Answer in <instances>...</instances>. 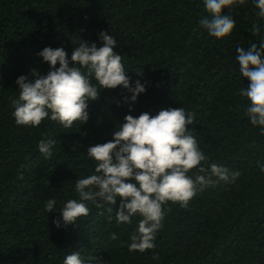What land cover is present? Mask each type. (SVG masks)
I'll return each instance as SVG.
<instances>
[{
    "label": "trees",
    "instance_id": "trees-1",
    "mask_svg": "<svg viewBox=\"0 0 264 264\" xmlns=\"http://www.w3.org/2000/svg\"><path fill=\"white\" fill-rule=\"evenodd\" d=\"M257 11L252 0L233 8L236 29L216 40L200 27L202 0H0V264H63L72 251L93 264H264V134L237 95L248 81L235 51L264 39ZM102 31L116 39L127 75L146 92L130 105L122 87L105 89L90 102L88 122L69 129L50 119L38 128L18 126L11 104L17 78L50 71L38 53L63 47L70 58L82 40L101 46ZM180 107L195 113L189 127L209 164L240 172L235 183L197 193L187 208L169 202L155 248L143 253L128 250L140 218L118 225L119 201L111 222L105 209L89 204L87 217L56 227L60 213H46L44 204L55 198L59 211L76 198L75 181L94 170L89 146L112 140L126 115ZM45 135L57 141L48 159L37 149Z\"/></svg>",
    "mask_w": 264,
    "mask_h": 264
},
{
    "label": "clouds",
    "instance_id": "clouds-1",
    "mask_svg": "<svg viewBox=\"0 0 264 264\" xmlns=\"http://www.w3.org/2000/svg\"><path fill=\"white\" fill-rule=\"evenodd\" d=\"M202 2L207 15L201 17L200 27L216 40L230 38L237 24L229 13L247 0ZM252 3L258 9L259 20H264V0H252ZM251 32L254 35L260 32L259 23L253 25ZM99 40V47L95 42L89 46L82 40L70 58L63 47L49 46L38 53L49 64L50 71L46 75L33 72V79L26 75L17 78L18 96L11 104L18 126L38 128L50 119L69 129L76 122H88L90 102L97 101L105 89L122 87L131 94L124 97V102L130 105L146 92L145 84L138 79L133 85L127 75L123 56L115 51L116 39L102 31ZM235 51L240 77L248 81L237 95L247 99L245 116L264 134V39L259 45L237 46ZM195 120V113L184 107L161 109L154 116L148 112L136 117L126 115L124 122L117 125L112 140L87 148L86 156L94 161V170L75 181L76 198L67 199L59 211L56 210L57 200L49 198L44 211L60 213L54 221L59 228L87 217L88 205L92 204L105 209L111 222V213L119 201V209L115 210L118 225H130L134 217L140 218L127 243L129 252L154 249L169 202L187 208L197 193L221 182L235 183L240 176L239 171L217 163L209 164L210 158L189 127ZM56 143L45 135L39 140L37 149L48 159ZM193 169L196 174H190ZM260 169L264 171V164H260ZM18 178L23 179V175L19 174ZM111 239L118 237L112 233ZM94 259L83 257L80 251H72L64 257L63 264H93Z\"/></svg>",
    "mask_w": 264,
    "mask_h": 264
}]
</instances>
